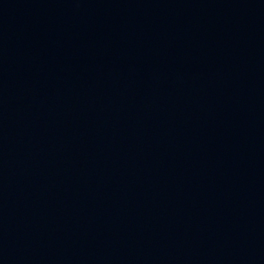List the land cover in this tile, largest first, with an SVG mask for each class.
Wrapping results in <instances>:
<instances>
[{"label":"water","instance_id":"obj_1","mask_svg":"<svg viewBox=\"0 0 264 264\" xmlns=\"http://www.w3.org/2000/svg\"><path fill=\"white\" fill-rule=\"evenodd\" d=\"M0 264H264V0H110L20 88Z\"/></svg>","mask_w":264,"mask_h":264}]
</instances>
